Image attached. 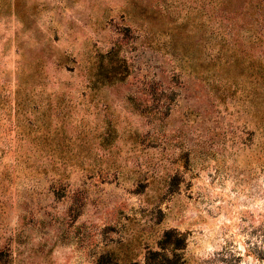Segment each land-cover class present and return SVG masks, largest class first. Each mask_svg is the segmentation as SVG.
Instances as JSON below:
<instances>
[{
	"label": "rangeland",
	"instance_id": "1",
	"mask_svg": "<svg viewBox=\"0 0 264 264\" xmlns=\"http://www.w3.org/2000/svg\"><path fill=\"white\" fill-rule=\"evenodd\" d=\"M0 264H264V0H0Z\"/></svg>",
	"mask_w": 264,
	"mask_h": 264
},
{
	"label": "trees",
	"instance_id": "2",
	"mask_svg": "<svg viewBox=\"0 0 264 264\" xmlns=\"http://www.w3.org/2000/svg\"><path fill=\"white\" fill-rule=\"evenodd\" d=\"M175 244V243H174Z\"/></svg>",
	"mask_w": 264,
	"mask_h": 264
}]
</instances>
